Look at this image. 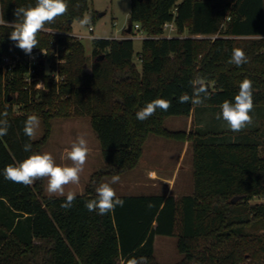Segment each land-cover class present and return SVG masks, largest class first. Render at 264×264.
Returning <instances> with one entry per match:
<instances>
[{
  "label": "trees",
  "instance_id": "16d2710c",
  "mask_svg": "<svg viewBox=\"0 0 264 264\" xmlns=\"http://www.w3.org/2000/svg\"><path fill=\"white\" fill-rule=\"evenodd\" d=\"M66 2L67 13L45 26L33 49L51 41L66 47L59 83L46 64L36 67V80L42 79L46 90L35 89V82L25 87L23 61L3 74V57L27 54L10 40L12 28L0 27V119L10 125L0 137V212L5 210L0 264H32L41 249L44 264H127L133 257L160 264L153 254L156 235L176 238L181 258L171 264H264V0H130L128 25L138 23L146 36L140 50L134 52L131 38H92L89 64L79 39L52 32L71 33L74 20L95 17L89 0ZM35 3L0 0V14L12 23L16 8ZM165 22L174 24L175 36H162ZM234 48L248 58L240 67L229 62ZM197 78L205 81L210 98L178 103L180 95L192 96L190 82ZM245 78L253 81L254 109L261 117L258 126L246 129L252 142H206L201 137L209 133L164 126L167 117H187L197 106L233 101ZM157 98L170 100L172 107L138 120L136 113ZM29 115L42 121L38 140L23 132ZM67 116L89 117L109 175L135 167L149 135L189 141L192 193L117 194L123 207L99 215L85 207L96 197L91 186L65 209L66 196H44L39 181L24 186L4 179L5 166L39 153L50 121ZM26 143L31 144L27 152Z\"/></svg>",
  "mask_w": 264,
  "mask_h": 264
},
{
  "label": "rangeland",
  "instance_id": "374dc122",
  "mask_svg": "<svg viewBox=\"0 0 264 264\" xmlns=\"http://www.w3.org/2000/svg\"><path fill=\"white\" fill-rule=\"evenodd\" d=\"M130 0H89L90 9L94 11L95 17L88 24H81V21L74 20L72 23L71 34H92V38H112L120 36L128 38L130 33L124 34L123 29L128 25ZM101 14V15H99ZM92 26L93 30L89 33L88 26ZM132 35L141 36L145 33L139 30L132 32ZM176 33H171V37ZM81 38L80 41L84 47V53L87 56L88 64L91 61V39ZM134 52L140 50L141 40L132 37ZM134 61L139 66L138 56L134 57ZM218 106H197L192 113V122L188 124L184 116H170L164 120V126L169 130H189L209 133L205 137H201L204 141L214 142H252L253 135L248 133L246 129L258 126L260 123V110L254 109L251 113L253 123L240 132L231 131L226 122L222 119H216V114L220 112ZM40 120L39 128L36 131L33 140H38L43 134L42 121ZM221 132V133H220ZM83 134L88 142L90 152L87 162L84 165V171L80 175L78 185L69 184L65 187V195L69 191L83 193L85 188L91 186L96 190L100 183L110 182L112 176L119 175L120 181L112 185L116 194H153L155 192L166 191L163 188H144L137 186L142 181L141 166L149 165L155 167L157 171H168L172 177L173 167L180 157L182 168L175 172L174 178L177 182L182 181L188 169L191 160L192 150L189 147L187 152L179 156L182 148V141L167 139L157 135H149L143 145V156L131 170L120 174L109 175L105 172L109 169L104 160L97 137L91 127L88 116H67L58 117L50 121V135L46 143L41 147L39 153H51L57 164L69 165L72 162L67 159L65 149H70L71 144L79 135ZM41 183L42 194L46 197L50 195L47 192V178L36 180ZM96 192V191H95ZM259 199H252L251 203L259 202ZM5 210L0 212L3 215ZM176 238L174 236L156 235L154 238V257L160 264H171L180 258V254L176 251ZM44 246V243H43ZM43 250H39L33 259L32 264H44L42 260Z\"/></svg>",
  "mask_w": 264,
  "mask_h": 264
},
{
  "label": "clouds",
  "instance_id": "9594fccd",
  "mask_svg": "<svg viewBox=\"0 0 264 264\" xmlns=\"http://www.w3.org/2000/svg\"><path fill=\"white\" fill-rule=\"evenodd\" d=\"M68 4L66 0H36L35 6L19 7L14 10L16 20L9 23L0 14V27H10V40L15 42L16 47L30 55L34 48L38 47L37 39L41 31L46 30L47 24H52L55 20L66 14ZM90 17H84L81 24H88ZM230 63L237 67L248 62V58L241 48L232 50ZM193 87V94H182L178 97V103H188L190 100L194 104H201L205 99L210 98L205 81L197 78L190 82ZM172 107V102L168 99H154L141 108L136 113V118L145 121L155 115L157 109L168 111ZM253 81L245 78L239 84V91L234 96L233 101L225 100L220 106V112L216 114V119L226 122L228 128L233 132H240L253 123L251 113L254 111ZM6 117L7 113H3ZM40 120L37 115H29L24 122V134L32 138L39 128ZM10 127L7 119H0V137L6 136ZM24 151L31 150V144L23 146ZM67 159L72 162L71 166L57 164L51 153H33L23 161L5 166L2 171L4 179L14 183L31 186L36 180L47 178V192L50 196H65V187L69 184L78 185L80 175L84 171V165L90 152L88 142L81 134L71 144L70 149H65ZM119 175H114L110 182L100 183L96 188V197L85 203L89 212H97L99 215H107L115 211L117 206L123 207L124 201L120 199L112 185L119 183ZM76 194L69 191L65 202L61 205L65 209H70ZM152 205H149L151 207ZM127 264H148L147 257L131 258Z\"/></svg>",
  "mask_w": 264,
  "mask_h": 264
},
{
  "label": "built area",
  "instance_id": "2783aa9c",
  "mask_svg": "<svg viewBox=\"0 0 264 264\" xmlns=\"http://www.w3.org/2000/svg\"><path fill=\"white\" fill-rule=\"evenodd\" d=\"M163 29V34L162 36L164 37H171V33H175V26L172 22H165L162 25ZM93 28L92 26H88V31L89 33L92 32ZM132 32H138L140 30L139 24L134 23L132 28ZM56 34L60 35H72L76 37L77 39L81 38H92V34H71V33H65V32H60V31H52ZM133 33L130 34L128 38L135 37L137 39H143L146 36L141 35V36H136L132 35ZM176 35V34H175ZM198 37H210L214 38V36H198ZM109 38V37H108ZM112 38H124L120 36H115ZM66 53V47L64 44H59L57 42L51 41L49 43L48 47L40 48V49H35L32 51L30 55H25L24 57H20L18 55L12 57V56H5L1 60V68L3 74H6L10 72L14 66L17 64V62L23 61V63L26 65L27 70L24 73V82L26 83V88H28L32 82L34 83V88L35 89H45L44 88V83L42 79L36 80V67L40 63H44L47 66V74L53 79L55 83H59L62 80V76L59 73V68L58 65L64 61V58L62 57ZM51 64L53 65L51 67ZM46 90V89H45Z\"/></svg>",
  "mask_w": 264,
  "mask_h": 264
},
{
  "label": "crops",
  "instance_id": "0c3cea01",
  "mask_svg": "<svg viewBox=\"0 0 264 264\" xmlns=\"http://www.w3.org/2000/svg\"><path fill=\"white\" fill-rule=\"evenodd\" d=\"M192 113H190L189 116L186 117L187 122H192ZM79 117V116H77ZM190 128L186 129V132L189 131ZM190 147V142L189 141H184L182 143V148L179 152V156H181L184 152L188 151V148ZM143 156V149H142V154L140 156V159ZM180 157L176 161L173 170H172V177H170V173L168 171H157L155 167L149 166V165H143L141 166V175L143 177L142 181H139L137 186L144 187V188H163L166 191L163 192H155L153 194H163L165 196L167 195H189L193 191V170H192V156L191 160L188 164V169L186 172L185 178L177 182L176 178H174V174L176 171H178L180 168H182L180 164ZM77 194H82V193H77ZM140 195V194H138ZM66 196V195H65ZM51 197H59V196H51ZM163 236V235H161ZM155 238V237H154ZM176 247V244H175ZM177 251V249H176ZM153 254H154V241H153ZM181 258V255H179ZM180 258L176 259L177 262ZM173 262V263H174Z\"/></svg>",
  "mask_w": 264,
  "mask_h": 264
},
{
  "label": "water",
  "instance_id": "95a60500",
  "mask_svg": "<svg viewBox=\"0 0 264 264\" xmlns=\"http://www.w3.org/2000/svg\"><path fill=\"white\" fill-rule=\"evenodd\" d=\"M99 15H101V14H99ZM130 30H131V25H127V27H126V33H129ZM237 199H238V197L235 196V197H233V198L230 200V202H231V203H234Z\"/></svg>",
  "mask_w": 264,
  "mask_h": 264
}]
</instances>
